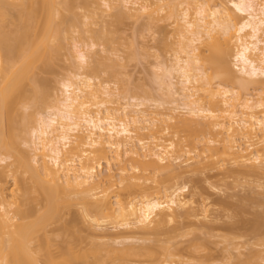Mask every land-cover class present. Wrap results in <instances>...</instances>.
<instances>
[{"label": "bare ground", "instance_id": "1", "mask_svg": "<svg viewBox=\"0 0 264 264\" xmlns=\"http://www.w3.org/2000/svg\"><path fill=\"white\" fill-rule=\"evenodd\" d=\"M121 50L153 59L145 84ZM224 166L264 176V0H0V264H264V226L238 245L188 196Z\"/></svg>", "mask_w": 264, "mask_h": 264}, {"label": "rangeland", "instance_id": "2", "mask_svg": "<svg viewBox=\"0 0 264 264\" xmlns=\"http://www.w3.org/2000/svg\"><path fill=\"white\" fill-rule=\"evenodd\" d=\"M112 21L111 22L113 24H111L112 26H110L115 31V38H117L116 35H122L124 38H127L126 40L130 39V41H132L133 39H135L136 41H138L136 42L134 40L136 43H141V36L136 34L140 32L139 22H133L128 18H123L118 21ZM158 25H160L162 28H169L166 21H160ZM133 34H135V38ZM159 34L156 38L160 37ZM123 37L121 38L123 39ZM145 38L147 39L148 37ZM136 43L135 45H137ZM151 44H153V42ZM65 45L66 55L56 60V62L54 63L53 72L42 73L43 77L52 79L61 76L66 71L67 64L73 61V58L71 57V55L73 54L71 44L69 42H66ZM135 49H137L135 51L139 50L138 47ZM138 52H136V57L131 60L124 58L125 53L123 51L120 52L119 54L121 57L118 58V65H122L121 67H119V69L121 70V72H123V74H126L124 76L121 75L122 78L130 77V82H132V84L136 82H139L140 84L141 81H143V83L141 84H145V81L143 79L145 78L146 81H148V77H150V74L148 76L147 73H150V71L152 70L151 69L149 71V69L151 68L149 62L152 58L143 59L142 55H140L139 58L137 57L139 54ZM65 57L69 58L65 59ZM146 75L148 79L146 78ZM122 78L120 77V79ZM139 84L136 83V86ZM134 85L135 84H133L132 86L134 87ZM225 168L227 167H221V170L219 171L218 169H213L212 171L205 170L206 172L195 171V173L193 174L188 173V176H183L182 178H187L190 181L189 182L187 180L189 182L188 196L190 195L196 205H205L206 207H208L209 213L214 220V222H212V226H214L215 229L212 231V233H219L221 235H225L227 238L230 237L231 241L237 243L238 245H245L249 242L254 241L259 242L263 238V235L261 233L259 234L260 229H258V227L264 226V176L228 174ZM104 170L105 169H103V171ZM257 184H261V186L258 187ZM249 195L250 197H248ZM220 199H223V201H221ZM257 213L259 214V224L256 227L241 223V220L249 222L253 221ZM176 224L178 225V223ZM183 224L188 225V227L184 230L189 232L187 235L182 237L184 241L194 240V242L198 244V252L201 254H205L210 248V250H212L215 255H219L220 249L224 245L221 241V237L211 236L210 238L208 237V241L203 240V237H207V235L203 233L202 229L195 227L194 223V225L190 224L189 221H183ZM204 245H206L207 248L204 247ZM215 245L217 246L215 247ZM243 247L245 248V246ZM258 248L264 249V245H259ZM241 250H244L246 252L247 248H241ZM242 256L244 257V255Z\"/></svg>", "mask_w": 264, "mask_h": 264}]
</instances>
